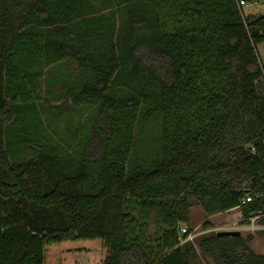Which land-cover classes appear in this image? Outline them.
Wrapping results in <instances>:
<instances>
[{"label":"trees","instance_id":"obj_1","mask_svg":"<svg viewBox=\"0 0 264 264\" xmlns=\"http://www.w3.org/2000/svg\"><path fill=\"white\" fill-rule=\"evenodd\" d=\"M239 2L0 0V264H44L47 244L96 238L104 264H204L198 249L214 264H264L252 235L180 241L194 206L210 229L264 193V14ZM43 82L52 109L99 115L79 151L14 162V103ZM113 90L139 109L129 159L111 148ZM263 210L264 198L242 206L244 223Z\"/></svg>","mask_w":264,"mask_h":264},{"label":"rangeland","instance_id":"obj_2","mask_svg":"<svg viewBox=\"0 0 264 264\" xmlns=\"http://www.w3.org/2000/svg\"><path fill=\"white\" fill-rule=\"evenodd\" d=\"M111 5L112 3L109 4ZM244 14L246 16L264 14V0H249L244 7ZM258 49L264 58V42L258 45ZM64 66V70L68 71L69 64L66 63ZM18 74L25 75L22 71ZM45 88L46 84L43 82L38 93H34L31 99L27 100L23 97L14 103L17 114L7 129V148L14 162L25 160L36 153L62 155L77 152L83 147L84 138L93 131L92 125L99 115L98 106L84 104L64 111L52 109L51 103L45 100L49 96ZM56 89H58L57 86ZM112 92L116 95L114 122L118 127L110 136V141L113 139L111 148L113 154L129 159L131 148L129 150L128 148L134 137L139 109L138 106L125 101L126 91L113 90ZM135 99L137 100V96ZM108 136V134L105 136L106 139ZM236 214L237 211L230 213L231 216ZM206 218L203 208L197 205L192 208V224L184 225L195 229L198 236L203 235V223ZM221 219L213 220L218 223ZM149 229L150 234L155 233L153 228ZM256 233L252 234L256 237V245H258L256 249L264 251V235ZM107 255L108 246L103 239L66 240L45 246L44 264H104ZM200 260L204 264H214L212 258L203 252Z\"/></svg>","mask_w":264,"mask_h":264},{"label":"built area","instance_id":"obj_3","mask_svg":"<svg viewBox=\"0 0 264 264\" xmlns=\"http://www.w3.org/2000/svg\"><path fill=\"white\" fill-rule=\"evenodd\" d=\"M246 4H247V1L245 0H240L239 2V5L242 9H244ZM259 66H260L261 73H262L261 80L264 84V61L262 59H259ZM250 148H251L252 154H256V147L251 145ZM263 175H264V169H263ZM258 198H264V193H259V194H249L248 193L247 195L241 198L239 204L235 208H238L239 210H241L242 206L247 205ZM263 217H264V210L258 213H252L248 217L247 222H246L247 224L244 227L250 230L251 232L264 229V224L260 222ZM242 218H243V215H242ZM180 230H181V235H180L181 243H184L187 241L193 242L195 238L198 236V233L195 232V229L190 230L187 226H182ZM183 235H186V236L182 237Z\"/></svg>","mask_w":264,"mask_h":264},{"label":"crops","instance_id":"obj_4","mask_svg":"<svg viewBox=\"0 0 264 264\" xmlns=\"http://www.w3.org/2000/svg\"><path fill=\"white\" fill-rule=\"evenodd\" d=\"M260 56H261V54H260ZM261 58H262V56H261ZM262 60L264 61V58H262ZM233 211H237V214L231 216L230 213H232ZM214 218H222V219L218 223H215L214 220H213ZM208 219L212 222L213 227L210 228V229H204L203 230L204 234L205 233H209L211 231L234 230V229L240 230L241 231V235L244 236V237H246L248 235H252V234H254L256 232L260 233V230L259 231H255V232H251L250 230H248V229H246L244 227L247 223H244V220L242 218V212L238 208H232V209H229V210H227V211H225L223 213H218V214L212 215ZM192 221H193V219H192V209H191V223H192ZM252 236H253V239L248 242L249 245L256 252L264 254V251H259V250L257 251L256 247L258 248V245H256V237L254 235H252ZM198 252L201 255L202 252L199 249H198Z\"/></svg>","mask_w":264,"mask_h":264},{"label":"water","instance_id":"obj_5","mask_svg":"<svg viewBox=\"0 0 264 264\" xmlns=\"http://www.w3.org/2000/svg\"><path fill=\"white\" fill-rule=\"evenodd\" d=\"M217 234L219 236H240L241 235V231L238 229H234V230H219L217 231Z\"/></svg>","mask_w":264,"mask_h":264}]
</instances>
